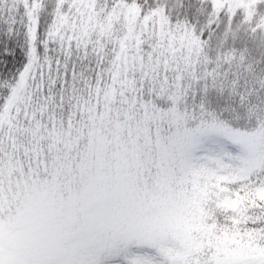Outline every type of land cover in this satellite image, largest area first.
<instances>
[{
  "label": "snow or ice",
  "instance_id": "snow-or-ice-1",
  "mask_svg": "<svg viewBox=\"0 0 264 264\" xmlns=\"http://www.w3.org/2000/svg\"><path fill=\"white\" fill-rule=\"evenodd\" d=\"M0 264H264V0H0Z\"/></svg>",
  "mask_w": 264,
  "mask_h": 264
}]
</instances>
